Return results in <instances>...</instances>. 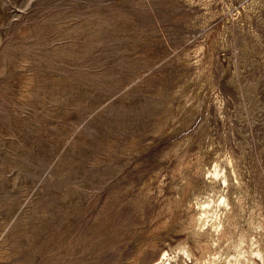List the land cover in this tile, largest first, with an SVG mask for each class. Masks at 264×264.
I'll use <instances>...</instances> for the list:
<instances>
[{
    "label": "rangeland",
    "instance_id": "1",
    "mask_svg": "<svg viewBox=\"0 0 264 264\" xmlns=\"http://www.w3.org/2000/svg\"><path fill=\"white\" fill-rule=\"evenodd\" d=\"M254 219L264 0H0V264L207 261Z\"/></svg>",
    "mask_w": 264,
    "mask_h": 264
},
{
    "label": "bare ground",
    "instance_id": "2",
    "mask_svg": "<svg viewBox=\"0 0 264 264\" xmlns=\"http://www.w3.org/2000/svg\"><path fill=\"white\" fill-rule=\"evenodd\" d=\"M209 178L219 180L220 185H222L221 182L228 185L226 172L223 173L218 166L210 172ZM230 209L229 202L224 195L217 199L213 197L206 199L199 205L200 230L212 232L213 242L220 239V234L224 230L222 217H225ZM247 225V229L240 230L233 238L227 251L218 249L207 261H199L197 257L193 258V254L182 244L172 253L163 252L159 260L161 264L172 262L173 264H264V226L258 219L250 220Z\"/></svg>",
    "mask_w": 264,
    "mask_h": 264
}]
</instances>
